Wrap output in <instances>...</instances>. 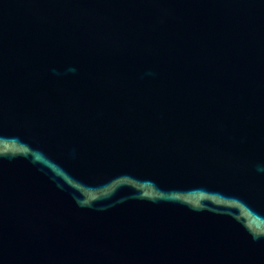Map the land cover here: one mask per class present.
I'll use <instances>...</instances> for the list:
<instances>
[{
  "label": "water",
  "instance_id": "95a60500",
  "mask_svg": "<svg viewBox=\"0 0 264 264\" xmlns=\"http://www.w3.org/2000/svg\"><path fill=\"white\" fill-rule=\"evenodd\" d=\"M0 264H264V0H0Z\"/></svg>",
  "mask_w": 264,
  "mask_h": 264
}]
</instances>
